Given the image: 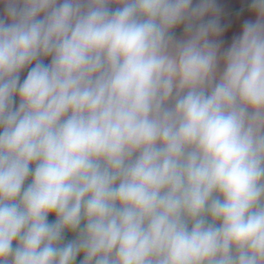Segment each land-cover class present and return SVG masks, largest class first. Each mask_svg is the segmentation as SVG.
Returning a JSON list of instances; mask_svg holds the SVG:
<instances>
[{
  "label": "clouds",
  "instance_id": "1",
  "mask_svg": "<svg viewBox=\"0 0 264 264\" xmlns=\"http://www.w3.org/2000/svg\"><path fill=\"white\" fill-rule=\"evenodd\" d=\"M0 5V264H264V0Z\"/></svg>",
  "mask_w": 264,
  "mask_h": 264
},
{
  "label": "crops",
  "instance_id": "2",
  "mask_svg": "<svg viewBox=\"0 0 264 264\" xmlns=\"http://www.w3.org/2000/svg\"><path fill=\"white\" fill-rule=\"evenodd\" d=\"M223 11L221 15V23L225 26V33L221 39L224 41L223 47H227L231 43V38L234 35H238L242 27V23L245 19H250L246 9H244L246 0H218ZM0 11H2V5H0ZM177 36L182 34V31L176 33ZM48 62L47 60L45 61ZM27 74V70L21 73V79Z\"/></svg>",
  "mask_w": 264,
  "mask_h": 264
},
{
  "label": "built area",
  "instance_id": "3",
  "mask_svg": "<svg viewBox=\"0 0 264 264\" xmlns=\"http://www.w3.org/2000/svg\"><path fill=\"white\" fill-rule=\"evenodd\" d=\"M49 220H50V221H54V220H55V217H54V216H50V217H49ZM67 238H68V234L66 233V234H65V239L67 240Z\"/></svg>",
  "mask_w": 264,
  "mask_h": 264
},
{
  "label": "rangeland",
  "instance_id": "4",
  "mask_svg": "<svg viewBox=\"0 0 264 264\" xmlns=\"http://www.w3.org/2000/svg\"><path fill=\"white\" fill-rule=\"evenodd\" d=\"M68 234V238H67V240H70V239H73L74 237H73V234H71V233H67ZM77 264H79V259H78V261H77Z\"/></svg>",
  "mask_w": 264,
  "mask_h": 264
},
{
  "label": "trees",
  "instance_id": "5",
  "mask_svg": "<svg viewBox=\"0 0 264 264\" xmlns=\"http://www.w3.org/2000/svg\"><path fill=\"white\" fill-rule=\"evenodd\" d=\"M182 31V29H177L176 30V33H179V32H181Z\"/></svg>",
  "mask_w": 264,
  "mask_h": 264
}]
</instances>
